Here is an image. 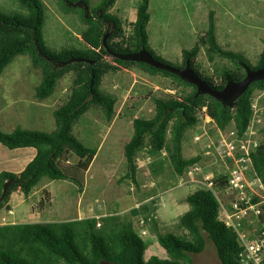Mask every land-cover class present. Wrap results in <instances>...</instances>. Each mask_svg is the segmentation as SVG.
<instances>
[{"label": "trees", "instance_id": "obj_1", "mask_svg": "<svg viewBox=\"0 0 264 264\" xmlns=\"http://www.w3.org/2000/svg\"><path fill=\"white\" fill-rule=\"evenodd\" d=\"M56 1L62 12L78 14L86 25L81 33L83 46L53 51L47 45L43 37L44 0H18L25 12H0V75L16 55L28 54L33 66L42 72L36 97L44 100L53 94L60 79L69 72L74 74L69 95L53 111L54 129L44 131L18 126L12 131H4L0 126V143L8 148L33 146L37 149L22 171H0V209L4 206L10 209L11 194L18 189L28 196L45 178H68L59 166V159L66 149L81 158L96 154L97 149L86 146L73 133V126L93 107L101 108L107 120L113 119L116 98L105 94L100 84L105 73L117 71L120 66H136L149 74L169 77L176 83L175 93L154 98L151 117L133 118V134L124 145L128 170L123 179L127 177L138 183L137 159L142 150L151 157L149 167L155 175L163 171L166 161L175 175H182L191 164L198 162L202 157L200 154L183 155V140L187 131L199 122L204 107L219 128L225 129L233 123L237 135H244L254 116L255 92L264 91V79L254 81L233 106H225L208 93H197L196 85L178 74L129 56L147 49L156 59L176 67L183 68L189 63L211 87L220 89L229 79L240 80L245 76L244 63L253 68L263 67L264 46L255 66L240 53L223 48L217 39L214 12L210 11L205 32L191 48L182 50L181 64H174L157 56L149 44L150 0L138 1L136 18L129 22L128 32L122 20L110 11L116 0H101L95 7L87 0ZM105 34L106 41L103 40ZM201 46L205 47L208 60L215 65L212 75L205 73L196 61ZM108 55L113 61L106 58ZM217 59H227L231 65L220 66ZM251 160L253 171L264 183V139L251 152ZM227 179L226 172L213 178L218 186L225 185ZM7 181L14 182L2 196ZM47 199L50 203L51 199ZM258 199L256 196L255 200ZM185 200L189 208L179 216L176 233L159 230L155 199L133 207L130 215L111 213L62 221L2 224L0 264H194L193 255L202 252L208 240L213 242L221 264H240L237 233L220 219L219 203L213 192L200 187L190 192ZM262 207L264 222V204ZM134 216H139L156 231L166 257L155 254L145 257L149 243L136 229Z\"/></svg>", "mask_w": 264, "mask_h": 264}, {"label": "rangeland", "instance_id": "obj_2", "mask_svg": "<svg viewBox=\"0 0 264 264\" xmlns=\"http://www.w3.org/2000/svg\"><path fill=\"white\" fill-rule=\"evenodd\" d=\"M87 1L95 7L101 0ZM138 1L116 0L110 9L122 20L126 32L130 30L129 22L136 18ZM44 2L46 21L43 37L47 45L53 51L73 45L83 46L81 33L86 25L78 14L62 12L56 0ZM17 11L25 12L18 0H0L1 13L14 14ZM149 11V44L163 59L181 64L182 50L191 48L198 41L208 25L209 12L213 11L219 44L240 53L252 66L258 63L264 46V0H150ZM106 58L113 61L112 56ZM196 61L205 73L214 74L215 65L208 60L204 46H201ZM217 63L220 66L231 65L227 59H217ZM73 77V72L67 73L59 80L51 96L39 100L36 86L42 79L41 70L33 66L28 54L16 55L0 75L1 128L4 131H12L18 126L44 131L54 129L53 111L69 95ZM175 87L176 83L171 78L149 74L136 66H120L117 71L105 73L100 88L116 98L113 119L107 120L101 108L93 107L73 126V133L86 146L97 149L96 154L81 158L71 150L64 151L59 166L68 178H45L28 196H23L20 189L14 191L10 209L6 206L0 209V225L62 221L111 213L130 215L133 207L155 199L159 230L176 233L178 218L189 207L185 197L203 185L175 175L169 161L165 162L160 174H153L149 167L151 157L146 150L138 153V183L127 177L123 179L128 170L124 145L133 134V118L151 117L154 114V98L175 93ZM255 101L257 112L249 129L257 133L256 137L261 141L264 139V91L255 92ZM199 117L203 120L205 116ZM205 118L207 122L208 117ZM233 125L231 123L220 130L226 133L234 128ZM205 126L214 139L221 136L214 122H207ZM200 129L196 124L187 131L183 140V155L191 157L200 154L199 162L206 171L204 174L203 169L204 175L227 173L230 163L222 155L223 147L211 148V154H206V142L194 140V134ZM0 147L9 149L2 143ZM261 194L264 200V189ZM21 195L22 202L18 200ZM133 218L136 229L140 231L143 228L140 217ZM144 224L147 229L144 238L149 243L145 257L153 254L166 257L156 231L151 229L150 224ZM193 260L194 264H221L211 240L207 241L202 252L193 255Z\"/></svg>", "mask_w": 264, "mask_h": 264}, {"label": "built area", "instance_id": "obj_3", "mask_svg": "<svg viewBox=\"0 0 264 264\" xmlns=\"http://www.w3.org/2000/svg\"><path fill=\"white\" fill-rule=\"evenodd\" d=\"M255 102L254 100V115L257 112ZM205 110L206 107L203 108L200 116H207V122H214ZM205 117L197 123L201 129L194 134V140L206 142V154H211V148L223 147L222 155L230 163L227 169V182L223 186L216 185L213 180L214 175H204L206 171L199 161L191 164L180 176L187 181L201 183L202 187L209 188L213 192L219 203L220 219L237 233L241 247L239 263L264 264V222L261 219L264 204L261 191L264 189V183L253 171L251 160V152L259 145L260 140L256 137L257 133L249 129L251 123L241 137L234 129L224 133L216 125L221 136L214 139L205 126L207 123ZM253 119L254 116L251 122ZM201 172L202 177H200ZM256 196L259 197L258 200H255ZM140 220L143 227L140 232L145 236L147 229L144 228V221Z\"/></svg>", "mask_w": 264, "mask_h": 264}, {"label": "water", "instance_id": "obj_4", "mask_svg": "<svg viewBox=\"0 0 264 264\" xmlns=\"http://www.w3.org/2000/svg\"><path fill=\"white\" fill-rule=\"evenodd\" d=\"M107 35H104L103 40L106 41ZM130 58L136 61H144L157 68L166 69L178 74L183 80L195 84L197 93H208L221 101L225 106H233L237 99L249 88V86L257 80L264 79V66L253 68L247 63H244L246 74L240 80L229 79L225 85L220 88L211 87L206 80L198 75V73L190 66L189 63L183 68L165 63L156 59L153 54L147 50L142 49L137 53H133ZM93 81V80H92ZM14 181H7L3 186V195H5L8 186Z\"/></svg>", "mask_w": 264, "mask_h": 264}, {"label": "crops", "instance_id": "obj_5", "mask_svg": "<svg viewBox=\"0 0 264 264\" xmlns=\"http://www.w3.org/2000/svg\"><path fill=\"white\" fill-rule=\"evenodd\" d=\"M36 153H37V149L33 146H24V147L9 148V149L0 147V171L8 170L12 172H20L34 158ZM44 185H46V183ZM13 194L14 193H12L11 198L8 202L9 207H11V203L15 196ZM22 195L26 196L23 192ZM22 195L18 196L19 197L18 200L20 202L24 201Z\"/></svg>", "mask_w": 264, "mask_h": 264}, {"label": "clouds", "instance_id": "obj_6", "mask_svg": "<svg viewBox=\"0 0 264 264\" xmlns=\"http://www.w3.org/2000/svg\"><path fill=\"white\" fill-rule=\"evenodd\" d=\"M226 129V128H225ZM234 129V128H233ZM235 130V129H234ZM236 131V130H235ZM144 237V236H143Z\"/></svg>", "mask_w": 264, "mask_h": 264}]
</instances>
